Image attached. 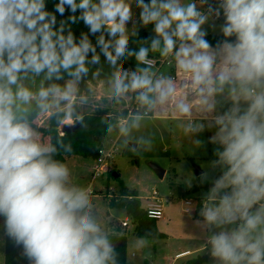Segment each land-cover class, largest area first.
Listing matches in <instances>:
<instances>
[{
    "label": "clouds",
    "instance_id": "1",
    "mask_svg": "<svg viewBox=\"0 0 264 264\" xmlns=\"http://www.w3.org/2000/svg\"><path fill=\"white\" fill-rule=\"evenodd\" d=\"M136 3L141 24L154 25L155 33L150 47L137 51L128 48L129 0H59L56 10L79 9L90 32L102 33L97 44L114 69L108 98L120 103L132 94L144 110L122 122V135L164 106L187 121L186 131H203L200 119L217 128L211 140L222 148L215 162L222 175L197 223L211 233L216 264H264V0H219L207 13L192 0ZM221 12L224 37L235 39L213 47L203 26ZM55 23L45 0H0V218L29 264H117L108 234L91 214L88 192L70 183L69 168L53 158L57 149L41 142L29 119L35 112L59 124L82 122L77 109L92 92L90 85L89 94L82 92L80 83L87 65L100 62L96 46L86 34L77 43L71 31L63 34V24L54 30ZM150 51L174 60L176 78L152 71ZM126 56L144 67L125 70L118 61ZM65 74L63 85L52 82ZM30 76L42 77L38 88L24 83Z\"/></svg>",
    "mask_w": 264,
    "mask_h": 264
},
{
    "label": "rangeland",
    "instance_id": "2",
    "mask_svg": "<svg viewBox=\"0 0 264 264\" xmlns=\"http://www.w3.org/2000/svg\"><path fill=\"white\" fill-rule=\"evenodd\" d=\"M185 3L189 0H184ZM197 8L207 11L209 5L214 2V8L219 7V2L207 0H192ZM132 9V18L127 24V34H134L139 30H145L151 36H155L154 25L143 26L140 21L141 9L136 0H129ZM149 3V0H145ZM207 13V12H206ZM219 19L209 15L208 21L203 26L207 34L222 35L224 17L221 12ZM150 53L158 60H165L159 52ZM172 59V58H171ZM172 64H175L172 60ZM174 67V65H173ZM131 71V70H128ZM155 72V70H153ZM176 75V69L164 66L160 75ZM42 77H31L24 83L36 89L39 87ZM178 79V78H177ZM91 96L87 104L78 106L86 114L97 110L107 109L111 112H120L130 108L131 113L143 112L139 106L130 107L131 101H135L134 95L120 103L108 98V86L103 82L96 81L90 84ZM224 109H218L222 112ZM50 117L40 114L35 124L47 126ZM130 120V115L126 118ZM125 120V121H126ZM196 122L205 124L201 132L186 131L187 121L178 119L173 110L168 107H157L152 115H146L140 121L138 129H132L128 136L109 134L103 140V147L116 144L119 153L112 163L102 172L94 170L97 166L93 157L73 156L67 158L63 163L70 170V183L85 189L88 192L91 214L100 223L105 232L109 231L110 223L115 224L120 230V223L127 218L124 208L109 207L108 199L119 190V180L131 189L139 193V199L143 207L146 206L147 198L157 192L160 196H168L169 199L164 206V217L157 220V228L165 237L163 239H142L134 234V225L129 220L127 230V257L126 264H183L188 258L177 259L176 255L184 250L195 251L189 258L197 255H207L205 264H216L210 255L208 236L210 231L202 223L198 224L194 217L198 204L207 199L214 182L222 175V168L215 163L219 160L216 150H222L221 146L213 143V137L217 131L216 127L209 128V120L200 119ZM75 123L68 124L74 125ZM60 124L58 129L61 131ZM42 143H48L47 137L40 136ZM151 164H156L165 171L164 177L160 179ZM200 168L201 176H196L195 169ZM96 169V168H95ZM118 172L117 180L113 173ZM189 199L193 205L189 213L184 211V200ZM3 218H0V224ZM1 230V229H0ZM214 231H218L215 229ZM4 245H1L0 257L4 256Z\"/></svg>",
    "mask_w": 264,
    "mask_h": 264
},
{
    "label": "trees",
    "instance_id": "3",
    "mask_svg": "<svg viewBox=\"0 0 264 264\" xmlns=\"http://www.w3.org/2000/svg\"><path fill=\"white\" fill-rule=\"evenodd\" d=\"M59 0H45V9L49 13L55 15L56 23L54 30H59L61 24L64 26L63 34L66 36L69 31L73 33L78 43L82 37V34L88 35L89 40L94 46H96V53L100 56L99 64H88L89 73L87 77L80 83V89L85 94L88 93L89 85L101 81L105 86H108L107 80L110 78L113 68L108 64L106 57L100 50V46L97 44V40L102 33L92 34L89 28L79 19L81 12L78 9L75 13H72L68 6L65 5V12L61 15L56 10V5ZM79 3V0H77ZM207 12V11H205ZM75 16L76 19L73 21L71 17ZM105 39L108 40L106 32L103 33ZM129 45L128 48L131 51H137L141 46L150 47L153 36L145 30H139L134 34H128ZM205 39L215 47L218 43L223 42L225 39L234 40L235 37L226 38L224 35H213L206 34ZM154 53V52H149ZM156 54V53H154ZM157 55V54H156ZM151 56V55H149ZM92 53L88 54V60L90 61ZM122 64L125 70H137L139 65L135 60L134 56H126L122 60L118 61V65ZM99 71V76L94 77L93 73ZM68 79L65 74V79L59 81H52L63 85L65 80ZM46 82V86H47ZM91 94H89V97ZM136 102L131 101L130 107L135 106ZM78 112L83 115L84 119L82 122H75L79 124V127L71 133L61 134L58 127L60 124L56 117H50L47 126H38L34 123L36 118L39 116L35 112L29 117L32 121L33 127L40 133V136L48 138V144L54 146L57 151L54 154V159L64 162L67 158L73 156H82L85 158L93 157L97 158L98 151L103 146V140L109 135H119V128L123 121L130 114V108H125L120 112H111L107 109L97 110L93 113L86 114L82 110L77 109ZM135 114V113H132ZM153 112L147 115H152ZM109 127L112 131H109ZM117 175L116 179L119 180V173H113V176ZM108 206L124 208L127 217L134 225V234L142 239H163L165 235L160 232L157 228V220L151 219L147 216L144 208L139 199V193L135 189H131L126 186L122 181L119 180V190L117 193L111 195L108 199ZM201 204H198L194 217L197 219H203L200 215ZM120 230L115 224L110 223L109 231L106 232L109 236L110 242L113 244L117 264H126L127 257V230L119 225ZM23 249L17 246L11 239L5 236L4 241V262L3 264H29L27 258L22 254ZM208 260L207 255H197L195 257L188 258L183 264H205Z\"/></svg>",
    "mask_w": 264,
    "mask_h": 264
},
{
    "label": "built area",
    "instance_id": "4",
    "mask_svg": "<svg viewBox=\"0 0 264 264\" xmlns=\"http://www.w3.org/2000/svg\"><path fill=\"white\" fill-rule=\"evenodd\" d=\"M213 1L219 2V0H213ZM213 5H214V2L211 5L214 8ZM214 19L217 20L219 18L215 17L214 15ZM149 59L154 61L152 71L155 70V73L157 75H160L161 68L164 66H168L171 69L173 68L172 59L170 57L162 61L152 56H149ZM139 67H144V65H139ZM131 71H134V70H131ZM172 77L176 78V75L174 74L172 75ZM136 106H138L137 102H136ZM130 114L132 113L130 112ZM118 153L119 151H118L116 144H112L111 146L100 148L98 151V156L96 158L97 166H95L96 169L94 168V170L96 172H102L105 169H107ZM168 199H169L168 196H160L157 192H153V194H151V196H149L146 199L148 203L146 204L144 210L147 213V216L151 219H156V220L163 218L164 217V206L167 203ZM192 205L193 203L191 200L189 199L184 200V203H183L184 211L189 213ZM128 222H129V218L127 217L125 220L121 222L120 224L121 227L126 229L128 227ZM184 255H186V253L185 254L182 253L178 255L177 257H182Z\"/></svg>",
    "mask_w": 264,
    "mask_h": 264
},
{
    "label": "water",
    "instance_id": "5",
    "mask_svg": "<svg viewBox=\"0 0 264 264\" xmlns=\"http://www.w3.org/2000/svg\"><path fill=\"white\" fill-rule=\"evenodd\" d=\"M78 127H79V124H74V125L65 124L62 126L60 132L62 135L65 133H71V132H74ZM151 167L154 169V171L156 172V174L158 175V177L160 179H162L164 177L165 171L162 168H160L156 164H151ZM195 174H196V176H201L203 174V172L200 170V168H196ZM114 177L116 178L117 175H114Z\"/></svg>",
    "mask_w": 264,
    "mask_h": 264
},
{
    "label": "crops",
    "instance_id": "6",
    "mask_svg": "<svg viewBox=\"0 0 264 264\" xmlns=\"http://www.w3.org/2000/svg\"><path fill=\"white\" fill-rule=\"evenodd\" d=\"M209 31V30H208ZM174 65V67H175V64H173ZM173 67V68H174ZM175 74V73H174ZM121 224V223H120ZM0 251H1V245L3 244L4 245V241H5V236H6V234H5V230H4V223H1L0 224ZM196 251V250H195ZM195 251H191V250H184V251H182V253H186V255H184V256H182V257H177L178 255H180V254H182V253H179V254H177L176 255V258L177 259H181V258H189ZM3 252H4V249H3ZM3 262H4V256H3V261H2V256L0 257V264H3Z\"/></svg>",
    "mask_w": 264,
    "mask_h": 264
}]
</instances>
